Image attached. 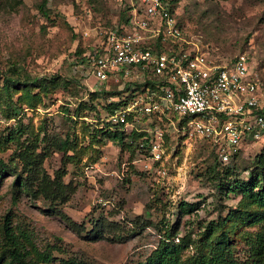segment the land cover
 Wrapping results in <instances>:
<instances>
[{"label": "rangeland", "instance_id": "1", "mask_svg": "<svg viewBox=\"0 0 264 264\" xmlns=\"http://www.w3.org/2000/svg\"><path fill=\"white\" fill-rule=\"evenodd\" d=\"M42 1L0 0V70L13 62L31 76L58 77L37 107L24 104L17 115L8 116L5 106L17 102L20 92L12 91V100L0 92V133L21 124L27 130L23 140L38 134L37 150L45 152L46 171L52 177L63 172L71 189L66 201L50 205L44 198L15 193L16 174L6 173L0 185V221L11 212L14 224L29 227L39 246L48 244L55 259L45 264H137L158 246L167 230H178L176 241L188 233L197 238L208 222L237 208L241 194L220 190L218 179L247 181L256 158L264 155V141L248 138L224 162L209 137L165 106L151 113L128 114L138 131L161 142V158L137 147L136 141L122 145L107 138L102 130L112 112L127 108L139 95L161 93L147 88V76L141 72L102 82L94 75L86 77L79 66L77 50L99 44L107 31L123 23L120 15H127V5L121 0H47L42 10ZM172 3L182 31L179 48L215 63L246 54L264 100V0ZM3 84L0 75V87ZM124 99L120 106L111 107ZM67 133L79 142L78 150L84 148L80 160L66 157L52 143ZM15 148L16 143H10L0 156L9 161ZM183 200L199 206L182 213ZM112 222L115 227L104 226L99 233L103 235L91 236L97 223ZM259 227L246 222L241 230L249 234ZM248 247L237 236L239 258L246 256ZM193 251L190 247L187 253Z\"/></svg>", "mask_w": 264, "mask_h": 264}, {"label": "built area", "instance_id": "2", "mask_svg": "<svg viewBox=\"0 0 264 264\" xmlns=\"http://www.w3.org/2000/svg\"><path fill=\"white\" fill-rule=\"evenodd\" d=\"M121 1L127 5L129 19L84 50L79 66L86 77L94 75L102 82L149 69L160 77L162 91L135 97L127 108L112 112L110 122L131 130L134 124L128 114L132 111L151 113L168 107L209 137L224 161L248 138L264 141V100L246 54L215 63L179 48L182 31L169 0ZM147 144L151 155L161 158V142L152 138Z\"/></svg>", "mask_w": 264, "mask_h": 264}, {"label": "trees", "instance_id": "3", "mask_svg": "<svg viewBox=\"0 0 264 264\" xmlns=\"http://www.w3.org/2000/svg\"><path fill=\"white\" fill-rule=\"evenodd\" d=\"M171 3L174 12L173 0ZM47 0L41 3V9L45 10ZM128 9V8H127ZM47 16L49 13L44 11ZM120 20L124 22L129 19L122 13ZM83 48H79L77 53L82 54ZM0 75L4 79V84L0 87L8 100H12V91L20 92L17 102L7 104L5 111L8 116L17 115L21 112L24 104L35 108L42 102L43 94L50 91V83H56L57 76H31L22 72L16 63H11L6 70H0ZM146 83L149 90L161 92V81L159 76L152 70H146ZM35 89H38L35 91ZM138 95V94H137ZM126 100L115 101L111 107L120 106ZM77 111L76 113H78ZM105 127V126H104ZM104 135L122 145H131L136 141L137 147L149 152L151 138L144 131H138L137 128L126 130L123 125L112 123L104 128ZM25 127L21 124L12 128L8 133H0V151L8 147L10 143H16L14 155L7 161L0 156V185L4 180L6 173L16 174L13 183L15 193L26 192L35 198H44L50 205L58 202H64L68 199L70 189L68 183L63 179V172H58L54 177L48 174L44 167L45 152L38 151L39 136L33 139L26 137L23 140ZM145 135V136H144ZM145 141V145L140 142ZM54 145L65 151L66 157L80 160L84 148L79 149V142L71 137L69 133L65 138H58L52 141ZM75 152L69 154L68 150ZM231 158L224 162H229ZM76 157V158H75ZM232 169L227 168V175ZM218 187L222 191H234L240 193L241 198L237 208H232L224 217L212 220L205 225L197 238H193L190 233L178 236V230H167L165 236L160 240L158 246L142 261L137 264H264V155L256 158L254 166L250 170V176L247 181L240 178L223 180L219 177ZM199 202H189L183 200L179 207L182 213H189L197 209ZM71 221V218L68 217ZM2 221V222H1ZM0 221V264H45L55 259L51 253L49 245L39 246L33 237L29 227L22 226L13 222V213L7 212ZM250 222L260 227L254 233H247L241 230L242 225ZM79 226L76 221L72 222ZM112 223L96 224L91 234L92 237L99 234L105 226H113ZM237 236L244 238L248 244L246 256L239 258L235 252V240ZM193 247L194 251L187 253V250ZM72 263V262H71ZM78 263V262H76ZM64 264H70L66 261Z\"/></svg>", "mask_w": 264, "mask_h": 264}]
</instances>
